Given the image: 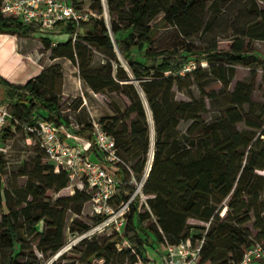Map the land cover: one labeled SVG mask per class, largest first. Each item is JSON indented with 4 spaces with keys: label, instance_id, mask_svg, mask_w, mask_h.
Here are the masks:
<instances>
[{
    "label": "trees",
    "instance_id": "trees-1",
    "mask_svg": "<svg viewBox=\"0 0 264 264\" xmlns=\"http://www.w3.org/2000/svg\"><path fill=\"white\" fill-rule=\"evenodd\" d=\"M209 1V9L219 12L223 0ZM197 4L198 0H107L108 12L113 19L111 26L104 19L91 15L88 22L68 20L58 24L54 29L67 35V41L54 48L50 47L51 40L43 38L44 46L51 48L53 58L80 62L81 77L93 92L122 91L131 101L125 115L106 117L100 123L114 138L118 156L134 164L131 169L122 163L107 162L95 147L91 122L82 121L79 130L75 131L89 144L87 156L101 159L103 166L117 180L114 200L120 205L128 203L135 194V188L129 184L133 175L138 181L142 179L151 152L150 117L154 125L153 164L143 189L145 195L154 196L149 201L151 213H140L139 195L131 202L124 226V237L130 248L119 251L116 243L120 237L116 235L104 244L87 243L80 259L62 256L58 261L92 264L94 259H103L105 264H116L120 257L125 259L135 252L130 258L134 264L138 262L137 257L145 259L147 247L164 249L167 244L177 245L190 238L186 232L190 219L211 224L201 249L200 264H238L250 247L264 246V201L261 199L264 176L259 173L264 171V131L257 136L237 129V125L245 123L252 130H261L243 113L245 106L255 107L253 87L238 84L229 95L225 115L213 121L205 118L209 113L205 100L214 102V93L202 91L201 98H193L190 102H178L174 93L181 81L193 77L197 80L206 78L205 84L213 79L229 87L235 66L246 65L251 58L260 61L264 68V59L256 56V50L245 42L264 41V9L257 8V20L247 27L242 38H235L229 49H220L217 45L203 49L189 47L183 51L152 47V21L164 14L167 25L176 26L188 37V22L194 16ZM74 5L83 13L104 14L101 0H82ZM203 24L199 21L193 33L199 32ZM40 31L36 25L3 15L0 1V33L33 37ZM88 46L105 52L109 58L106 66L101 69L91 67ZM116 49L128 67L118 61ZM191 61L197 64L204 61L210 69L205 72L198 67L180 75ZM46 72L45 69L25 85H12L0 78V86L6 88L3 101L10 104L13 117L0 134V140H6L7 133L16 125L27 129L39 121H47L59 128L70 126L58 100L48 98L42 92ZM261 109L264 112V105ZM129 120L130 127L126 123ZM182 122L190 123L185 133L179 131ZM44 155L54 167L42 165L40 160L37 162L28 175L29 182L18 192L22 197L19 210H11L7 191L0 194V203L7 209L0 222V264H42L34 253L31 261L21 262L26 250L31 248L24 236L40 237L37 249L42 255L58 254L66 243L67 213L72 210L68 203H75V213H79L91 199V193L78 189L69 199L56 200L54 206L45 203L44 200L49 199L48 193L66 189L70 178ZM226 201L227 217L223 220L219 213ZM252 215L259 231L255 242L244 228ZM151 216L157 218V223L143 227ZM100 220L98 217V222ZM41 222L46 224V232L40 234L37 225ZM73 222L77 227L71 228L72 231L88 229L87 225ZM16 246L20 247L19 252Z\"/></svg>",
    "mask_w": 264,
    "mask_h": 264
},
{
    "label": "rangeland",
    "instance_id": "rangeland-1",
    "mask_svg": "<svg viewBox=\"0 0 264 264\" xmlns=\"http://www.w3.org/2000/svg\"><path fill=\"white\" fill-rule=\"evenodd\" d=\"M101 1L104 14L98 15L92 11L91 13L96 18L104 19L107 25L111 26L113 19L108 12L107 0ZM210 5L211 1L209 0H198L197 10L188 22V37L184 36L181 30L176 26L167 25L163 20L164 14H160L150 24L154 29V43L152 47L155 49L172 48L183 51L189 47L203 49L209 45H217L220 49H229L233 45L235 38H242L247 27L257 20L255 14L257 8L264 9V2L261 0H223V2L219 4V12L210 10ZM199 21L204 23L203 27L199 32L193 33V30L196 29ZM245 42L246 44H250L256 50V56L260 59H264V41L245 40ZM73 43H76V41L73 40ZM55 46H52V48ZM87 48L89 51V60L92 59V68L101 69L106 66L109 58L103 50L92 46H88ZM42 59L47 71L45 81L43 82L42 92L46 97L56 98L58 100L63 115L69 123L79 127L82 121H87L92 124L96 123L102 128L100 124L102 119L125 115L128 112L131 106V101L122 91L95 93L85 84L81 77L79 61L71 62L69 64H65L67 62L63 61H54L51 49L47 48L43 49ZM118 61L124 67H128L123 57L119 54ZM198 67L202 68L205 72H208L210 69V65L208 64L203 67L200 63L197 64V68ZM187 73L190 72L182 71L180 75L184 76ZM206 80L207 79L204 77H201V79L198 80L193 77L181 81L179 87L176 86L174 88L175 99L178 102H190L193 98H201L202 91L214 93V102H210L208 99L205 100L207 107L209 108V113L205 115V118L207 121H213L225 115L228 107L227 103L229 102V95L234 92L237 85L240 83L249 84L253 87L252 100L255 107L251 109L249 106H245L243 108V113L246 119L255 121L261 127V130H252L248 128L245 123L237 125V129L242 132L256 133L257 136H260L262 131H264V112H262L261 109L264 105V68L262 67L261 62L251 58L246 65L235 66V75L229 87H225L224 84L213 79L210 83L205 84ZM135 85L138 88L137 82H135ZM65 87L67 91L65 90ZM1 99L2 95H0V100ZM133 118L134 116H131V119ZM126 123L128 127H130L131 121L129 120ZM189 126V122H182L179 131L185 133ZM7 134L8 137L6 140H0V163L2 164L0 166V194L7 191L10 208L13 211H17L22 207L19 206L22 197L19 196L18 192L29 182L30 179L28 175L32 173L37 162L40 160L42 165H51L53 167L54 163L45 157L36 136L29 133L26 129L16 125ZM118 159V163H122L128 169H131L134 165L132 162H126L119 156ZM150 159L152 162L151 152L148 154L142 179L138 181L133 175L129 182V184L135 188L136 192L140 194V213L150 212L149 201L154 197L145 195L143 192L148 178L145 174L148 172ZM259 173L264 176V171ZM79 181L80 180H70L69 186L59 193L49 192V199L44 200V202L54 206L58 199H69L75 194L76 190H78L75 185ZM261 199L264 201V193ZM226 203L227 201L223 204V208L219 213L220 218L223 220L227 217ZM76 206L77 205L73 202L68 203V207L73 211L69 210L67 213V229L65 233L66 243L60 251V256L57 257V254L52 257L42 255L37 249L40 237L35 238L24 236L26 244L28 247H31L32 250L31 248L26 250L24 253L25 257L21 261L22 263L31 261L33 259V253L42 264H54L56 261L57 264L72 263L69 260H58L62 256L80 259L82 253H84L87 248V243L90 245L104 244L108 239L117 235L112 228H109L95 237H84V233L98 223V217L93 212L91 199L83 206L79 213H75ZM112 206L117 209L121 205L114 200ZM6 212L7 209L2 207L0 203V222ZM74 220L79 224L87 225L88 229L84 232L70 230L71 228L74 229L73 227H77L74 225ZM255 222V217L252 215V220L244 226V228L249 231L252 242L257 240V235L259 233L255 228ZM156 223L157 218L151 216L149 220L143 223V227H149ZM210 226L211 224L209 222L206 223L190 219L187 224L186 232L189 233L190 237L194 238L195 243H200L202 240L205 241ZM37 231L40 234L46 232V224L44 222L38 224ZM16 251H20L19 246H16ZM163 254L164 249L161 246H158L155 249L147 247V255L145 259L137 257L138 262L134 264H162ZM134 255L135 252H132V254L125 259L120 257L116 264H132L130 258ZM92 264H105V260L94 259Z\"/></svg>",
    "mask_w": 264,
    "mask_h": 264
},
{
    "label": "built area",
    "instance_id": "built-area-1",
    "mask_svg": "<svg viewBox=\"0 0 264 264\" xmlns=\"http://www.w3.org/2000/svg\"><path fill=\"white\" fill-rule=\"evenodd\" d=\"M3 15L19 19L28 25H36L42 31L53 30L58 24L68 20L77 23L88 22L91 12L83 13L69 0H0ZM75 39V38H74ZM207 66L206 62H201ZM197 68V63L191 61L183 69V72H192ZM11 106L0 100V134L7 123L12 120ZM94 125L95 147L101 152L107 162L118 163L116 142L112 136L104 131L98 124ZM39 140L41 149L46 156L53 160L58 170L68 173L71 181L80 180L75 187L79 190H87L91 193L93 212L101 220L84 233V237H95L112 228L120 237L116 243L119 251L130 248L128 240L124 237V226L129 212V206L137 195L135 191L132 199L115 209L112 206L116 194L117 180L103 166L102 160L95 156H87L86 150L89 144L77 136L75 131L78 126L70 124L61 128L47 121H39L34 127L26 129ZM74 141L75 143H72ZM145 176H149V171ZM204 240L195 243L194 238L177 244H167L164 248L162 264H200L201 249ZM264 262V246L254 245L243 255L238 264H256ZM150 264V263H149Z\"/></svg>",
    "mask_w": 264,
    "mask_h": 264
},
{
    "label": "crops",
    "instance_id": "crops-1",
    "mask_svg": "<svg viewBox=\"0 0 264 264\" xmlns=\"http://www.w3.org/2000/svg\"><path fill=\"white\" fill-rule=\"evenodd\" d=\"M69 1L75 4L82 0ZM43 38L52 41L51 48L67 41V35L61 34L55 29L41 30L33 37L0 33V78L12 85H25L40 76L45 70L42 59L43 49H45ZM53 60L67 62L65 64L71 63L67 58H54ZM0 95H2L1 101H3L6 96L4 86H0ZM72 143L75 142L72 141Z\"/></svg>",
    "mask_w": 264,
    "mask_h": 264
},
{
    "label": "water",
    "instance_id": "water-1",
    "mask_svg": "<svg viewBox=\"0 0 264 264\" xmlns=\"http://www.w3.org/2000/svg\"><path fill=\"white\" fill-rule=\"evenodd\" d=\"M116 52H117V54H119L120 55V53H119V51L116 49ZM138 90H139V92L141 93L142 92V90L138 87ZM150 121H151V126H152V144H151V156H152V162H153V158H154V145H155V142H154V125H153V123H152V118L150 117ZM152 162H151V165H150V169H151V167H152ZM151 171V170H150ZM60 254H61V252H59L58 254H57V257L58 256H60Z\"/></svg>",
    "mask_w": 264,
    "mask_h": 264
},
{
    "label": "bare ground",
    "instance_id": "bare-ground-1",
    "mask_svg": "<svg viewBox=\"0 0 264 264\" xmlns=\"http://www.w3.org/2000/svg\"><path fill=\"white\" fill-rule=\"evenodd\" d=\"M150 163H151V159H150V162H149V167H150ZM149 167H148V170H149Z\"/></svg>",
    "mask_w": 264,
    "mask_h": 264
}]
</instances>
